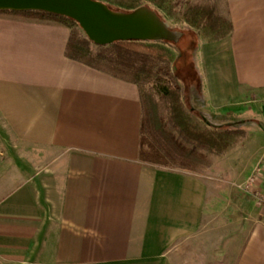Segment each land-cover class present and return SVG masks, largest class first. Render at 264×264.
<instances>
[{"label":"crops","instance_id":"crops-1","mask_svg":"<svg viewBox=\"0 0 264 264\" xmlns=\"http://www.w3.org/2000/svg\"><path fill=\"white\" fill-rule=\"evenodd\" d=\"M223 4L231 35L199 38L196 54L217 111L245 91L250 114L263 118L236 162L235 179L254 178L255 206H239L251 225L230 263L264 264V209L252 194H264V0ZM69 37L0 15V119L49 150L18 161L20 175L0 174V264H180L184 249L206 244L198 236L210 226L223 156L201 173L141 162L138 86L67 58Z\"/></svg>","mask_w":264,"mask_h":264},{"label":"trees","instance_id":"trees-1","mask_svg":"<svg viewBox=\"0 0 264 264\" xmlns=\"http://www.w3.org/2000/svg\"><path fill=\"white\" fill-rule=\"evenodd\" d=\"M112 10L131 12L140 6L155 10L171 29L183 33L178 43L166 41H117L97 46L73 19L45 12L0 11L1 16L23 22L52 24L70 30L66 57L114 78L133 83L140 91L142 123L140 161L166 168L201 173L243 139L240 127H212L190 112L184 102L181 80L192 66V51L199 38L221 41L231 35L232 22L214 6H188L177 10L170 0H97ZM184 37H186L184 39ZM172 48L179 52L173 69Z\"/></svg>","mask_w":264,"mask_h":264},{"label":"rangeland","instance_id":"rangeland-1","mask_svg":"<svg viewBox=\"0 0 264 264\" xmlns=\"http://www.w3.org/2000/svg\"><path fill=\"white\" fill-rule=\"evenodd\" d=\"M169 4L175 6L177 10H184L188 6L196 5L201 7L214 6L220 15H225L223 0H170ZM164 15L168 23L172 22L166 15V11H164ZM196 47L192 51L193 64L188 71H185L186 74L180 82L184 89V102L187 109L209 126L244 128L248 131V137L222 155L223 160L219 168L221 169V173L223 170L225 171V175L221 176L212 185L215 197L210 202V226L207 227L206 233L202 232L198 236L200 238L206 237V244L202 245L201 242L195 247L190 246V252L188 249H184V252L181 254V258L183 259L180 261V264H232L230 260L235 257L234 255H236L239 246L245 238L247 229L251 225L249 215L245 213V208L254 210L253 206H255L246 188L249 176L241 180L238 177L235 179L236 162L241 159L242 154L250 152L249 146L254 139H250L249 134L258 130L257 123H260L263 118H259V121H256V116L250 114L251 111L249 110L251 106L248 100H250L249 96L253 95L251 92L246 93L244 91L243 97L227 103L221 110L217 111L214 108L213 102L209 98L203 62L201 56L196 54ZM171 52L173 56V69L177 74V62L175 63V61H177L179 52L175 48H172ZM48 154L49 150L47 149L35 147L18 140L17 136L10 133L0 119V174L4 175V178H9L13 174H22V166L18 165V161L25 157L41 158L48 156ZM215 157H212V159ZM31 168L39 170L42 167L36 166ZM214 174L218 175L216 171H214ZM239 206H244L245 208L240 209ZM259 214V216L263 217L261 212ZM207 240L210 242H207ZM224 253L230 257L227 262L223 260L222 255L220 256L222 261L217 257ZM206 257L209 260L205 259L203 261Z\"/></svg>","mask_w":264,"mask_h":264},{"label":"water","instance_id":"water-1","mask_svg":"<svg viewBox=\"0 0 264 264\" xmlns=\"http://www.w3.org/2000/svg\"><path fill=\"white\" fill-rule=\"evenodd\" d=\"M0 11L45 12L75 20L97 46L117 41L178 43L183 33L171 29L158 13L143 5L131 12L112 10L97 0H0Z\"/></svg>","mask_w":264,"mask_h":264},{"label":"built area","instance_id":"built-area-1","mask_svg":"<svg viewBox=\"0 0 264 264\" xmlns=\"http://www.w3.org/2000/svg\"><path fill=\"white\" fill-rule=\"evenodd\" d=\"M253 180L254 178H252L248 183L246 187L248 190L250 189V187H252ZM252 194L254 195L257 204L264 209V194H262L260 191H252Z\"/></svg>","mask_w":264,"mask_h":264}]
</instances>
